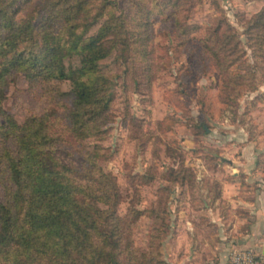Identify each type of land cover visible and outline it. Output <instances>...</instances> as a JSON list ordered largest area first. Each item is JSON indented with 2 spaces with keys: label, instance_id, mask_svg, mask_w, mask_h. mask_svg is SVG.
I'll return each mask as SVG.
<instances>
[{
  "label": "rangeland",
  "instance_id": "rangeland-1",
  "mask_svg": "<svg viewBox=\"0 0 264 264\" xmlns=\"http://www.w3.org/2000/svg\"><path fill=\"white\" fill-rule=\"evenodd\" d=\"M47 1L22 3L16 18L23 22L34 10L38 20ZM104 1L86 0L90 13L103 9L86 34L96 33L111 14L126 15L128 29L123 36L145 32L141 24L145 25L142 13L146 9L154 64L153 72H144L138 43L131 45L134 58L129 64L117 56L115 48L98 60L101 71L113 81L110 115L102 137L82 138L68 130L71 100L62 93L71 89L67 78L33 86L17 71L9 79L2 105L20 123L33 113H52L49 118L57 140L50 151L63 163L82 167L86 151L99 144L107 154L97 162L115 175L121 190L119 214L126 217L132 207L144 212L133 223L136 247L148 251L153 226L162 220L153 217L152 208H164L160 249L175 263L171 253L174 247L179 250V224L189 226L191 220L198 240L222 241L212 216L218 213L227 222L236 215L249 218V212L237 205V197L248 189L247 197L252 198L264 186V59L253 51L247 33L264 0H169V4L109 0L105 5ZM221 20V32H236L241 40L240 57L233 55L231 74L224 75L204 41ZM54 26L64 28L59 22ZM64 63L66 70L76 68L81 56H68ZM236 72L246 76L240 83L236 78L228 80L227 85ZM249 175L252 179L246 180ZM234 179L242 181V191L233 194L236 203L223 196L224 181ZM257 180L262 184L257 185ZM246 225L235 235L244 238ZM232 243L246 242L239 243L234 236ZM261 243L256 240L251 247L260 250Z\"/></svg>",
  "mask_w": 264,
  "mask_h": 264
},
{
  "label": "trees",
  "instance_id": "trees-1",
  "mask_svg": "<svg viewBox=\"0 0 264 264\" xmlns=\"http://www.w3.org/2000/svg\"><path fill=\"white\" fill-rule=\"evenodd\" d=\"M21 1L0 0V264H175L160 249L164 208H152L153 217L162 220L153 226L148 251L136 247L133 223L144 212L132 207L126 217L119 214L121 190L115 175L97 162L107 154L99 144L86 151L82 167L63 163L50 151L57 140L52 113H33L20 123L2 105L9 79L17 71L33 86L67 78L71 89L62 93L71 100L68 130L82 138L102 137L113 81L98 60L115 48L129 64L134 58L131 45L138 43L144 72H153L149 11L142 13L145 32L123 36L126 15L111 14L96 33L86 34L103 14V9L90 13L86 0H48L38 20L31 10L23 22L16 14L30 0ZM58 22L64 28L54 26ZM175 22L183 26L176 18ZM223 25L221 20L204 41L224 75L231 74L233 55L240 57L241 40L236 32H221ZM247 33L253 51L264 59V7ZM74 54L81 56V64L66 70L64 59ZM245 76L236 72L226 83L233 78L240 83Z\"/></svg>",
  "mask_w": 264,
  "mask_h": 264
},
{
  "label": "crops",
  "instance_id": "crops-1",
  "mask_svg": "<svg viewBox=\"0 0 264 264\" xmlns=\"http://www.w3.org/2000/svg\"><path fill=\"white\" fill-rule=\"evenodd\" d=\"M253 173L254 171H251V174ZM250 178L251 176L249 175L246 177V180H250ZM255 181L256 180L254 179L252 180V182ZM241 182L242 181L240 180L232 182L224 181L223 196H229L230 200L236 203V199L233 198V194L242 191ZM261 184L262 182L257 180V185ZM232 190L234 191L233 193H227V191ZM250 192V190L245 189L244 194H240L237 197V205L243 206L249 212V218L246 216L236 215V218L231 219L233 221L227 222L224 217L218 213H215L214 216H212L211 219L215 223L214 226L217 228V233L221 235L222 241H212L206 238H204V240H198L197 237H199V235L197 234L191 220H188L189 226L183 227L179 224L178 233H176V236H178L179 239L177 243L179 250L176 251V247H174L175 252L172 251L171 253L173 255V261L176 264H232L229 259L230 249L236 245H240L232 243V237L234 236L239 243L246 242L243 246H251V244L256 240L262 241L263 243L260 244L259 249L263 251L264 186L263 188H258L254 191L252 198L247 197ZM214 212H216V210ZM226 223L228 225H226ZM244 223H247L248 225H246V232L243 234L244 238H241V236H236L235 234L236 231L238 233H242L240 227Z\"/></svg>",
  "mask_w": 264,
  "mask_h": 264
},
{
  "label": "built area",
  "instance_id": "built-area-1",
  "mask_svg": "<svg viewBox=\"0 0 264 264\" xmlns=\"http://www.w3.org/2000/svg\"><path fill=\"white\" fill-rule=\"evenodd\" d=\"M229 259L232 264H262L264 252L251 246L236 245L230 249Z\"/></svg>",
  "mask_w": 264,
  "mask_h": 264
},
{
  "label": "water",
  "instance_id": "water-1",
  "mask_svg": "<svg viewBox=\"0 0 264 264\" xmlns=\"http://www.w3.org/2000/svg\"><path fill=\"white\" fill-rule=\"evenodd\" d=\"M263 252H264V245H263Z\"/></svg>",
  "mask_w": 264,
  "mask_h": 264
}]
</instances>
